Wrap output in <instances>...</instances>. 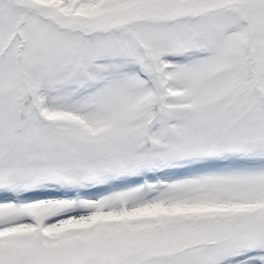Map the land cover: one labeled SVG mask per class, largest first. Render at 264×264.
<instances>
[{"label":"snow or ice","instance_id":"1","mask_svg":"<svg viewBox=\"0 0 264 264\" xmlns=\"http://www.w3.org/2000/svg\"><path fill=\"white\" fill-rule=\"evenodd\" d=\"M0 264H264V0H0Z\"/></svg>","mask_w":264,"mask_h":264}]
</instances>
